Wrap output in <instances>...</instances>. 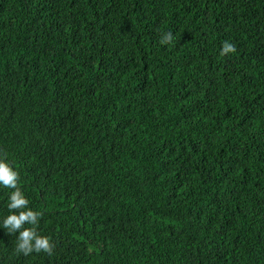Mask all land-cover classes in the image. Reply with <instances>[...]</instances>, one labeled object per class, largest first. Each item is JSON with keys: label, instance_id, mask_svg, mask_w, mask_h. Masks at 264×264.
<instances>
[{"label": "trees", "instance_id": "trees-1", "mask_svg": "<svg viewBox=\"0 0 264 264\" xmlns=\"http://www.w3.org/2000/svg\"><path fill=\"white\" fill-rule=\"evenodd\" d=\"M0 158V264H264V0H0Z\"/></svg>", "mask_w": 264, "mask_h": 264}, {"label": "clouds", "instance_id": "clouds-1", "mask_svg": "<svg viewBox=\"0 0 264 264\" xmlns=\"http://www.w3.org/2000/svg\"><path fill=\"white\" fill-rule=\"evenodd\" d=\"M174 37L172 32L163 33L160 43L163 45L170 44ZM236 51L235 46L225 41L220 49V55L226 56ZM7 154L4 153V156ZM20 175L4 158H0V186L11 189L7 208L9 210L0 225L9 234L18 233L16 237L15 252L17 255L23 254L28 256L33 252L44 253L48 256L53 255L54 245L50 240L41 236L37 232L40 218L43 213L39 210H33L29 207V200L25 197L19 186ZM28 225V226H26Z\"/></svg>", "mask_w": 264, "mask_h": 264}]
</instances>
